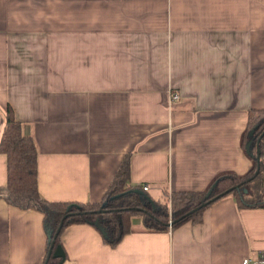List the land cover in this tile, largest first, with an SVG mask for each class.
Wrapping results in <instances>:
<instances>
[{"label": "crops", "instance_id": "0c3cea01", "mask_svg": "<svg viewBox=\"0 0 264 264\" xmlns=\"http://www.w3.org/2000/svg\"><path fill=\"white\" fill-rule=\"evenodd\" d=\"M8 107L37 144L50 201H102L127 155L130 182L157 199L245 175L249 111L264 108V0H0V139ZM134 224L115 247L91 224L67 227V262L243 264L264 252V207L233 195L198 223ZM46 255L42 213L0 197V264Z\"/></svg>", "mask_w": 264, "mask_h": 264}, {"label": "trees", "instance_id": "16d2710c", "mask_svg": "<svg viewBox=\"0 0 264 264\" xmlns=\"http://www.w3.org/2000/svg\"><path fill=\"white\" fill-rule=\"evenodd\" d=\"M242 146L252 158L253 168L245 175L222 173L202 191L171 192L165 189L162 198H154L142 185L130 182L131 160L127 155L102 201H50L39 190L37 144L32 136L24 133L21 122L8 107L0 139V153L7 154L8 158V182L0 186V197L10 206L42 213L47 255L41 264H45L53 241L55 244L47 264H70L63 249L62 234L73 224L95 226L104 241L115 247L133 232L137 216L143 217L146 230L167 231L188 221L200 222L205 210L227 195H233L239 207H264V108L250 109ZM258 153L261 159L256 173ZM229 189L232 190L224 194ZM221 194L224 195L213 200Z\"/></svg>", "mask_w": 264, "mask_h": 264}, {"label": "built area", "instance_id": "2783aa9c", "mask_svg": "<svg viewBox=\"0 0 264 264\" xmlns=\"http://www.w3.org/2000/svg\"><path fill=\"white\" fill-rule=\"evenodd\" d=\"M179 97L178 94H173L172 98L177 99ZM144 190H149V185L148 184H144L142 185ZM243 264H264V252L261 253L258 257L256 258H251V257H247L243 259Z\"/></svg>", "mask_w": 264, "mask_h": 264}, {"label": "water", "instance_id": "95a60500", "mask_svg": "<svg viewBox=\"0 0 264 264\" xmlns=\"http://www.w3.org/2000/svg\"><path fill=\"white\" fill-rule=\"evenodd\" d=\"M260 159H261V155H260V153H258V157H257V161H258V170H257V172H256V173H258V172H259V168H260ZM231 190H232V189H229V190H227V191H226L224 194H227V193H229ZM224 194H221V195H219V196H217V197L213 198V200H216V199H218L219 197L223 196ZM61 226H62V224L60 225V227H59V229H58V230H60V229H61ZM58 232H59V231H58ZM54 244H55V241H53V243H52V248H53ZM52 248L50 249V251H49V253H48V256H47V259H46V261H45V264H47V263H48V260H49V258H50V256H51V254H52ZM59 254H61V255H62V252H60Z\"/></svg>", "mask_w": 264, "mask_h": 264}, {"label": "rangeland", "instance_id": "374dc122", "mask_svg": "<svg viewBox=\"0 0 264 264\" xmlns=\"http://www.w3.org/2000/svg\"><path fill=\"white\" fill-rule=\"evenodd\" d=\"M244 189H245V187H244ZM136 218L141 220L142 219V216H137Z\"/></svg>", "mask_w": 264, "mask_h": 264}]
</instances>
